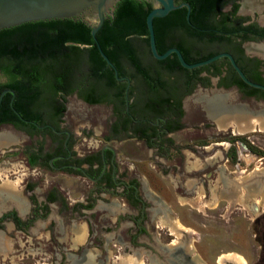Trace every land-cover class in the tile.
<instances>
[{
    "label": "rangeland",
    "instance_id": "1",
    "mask_svg": "<svg viewBox=\"0 0 264 264\" xmlns=\"http://www.w3.org/2000/svg\"><path fill=\"white\" fill-rule=\"evenodd\" d=\"M254 1L257 5L264 4V0ZM256 6L247 9L243 7L253 10ZM242 13L246 14L244 10ZM259 17L260 23L264 24V10ZM260 43L263 42L246 43L247 54L263 55L248 50L250 44L258 46ZM215 83L213 81V85ZM186 88L187 81L181 85V92ZM217 94L219 96L220 93ZM217 94L204 92L198 85L195 92L182 96L181 114L175 116L174 120L177 130L166 134L165 137L171 140L167 150L161 147L158 150L148 148L145 142L136 139L135 126L132 124V128L124 127L127 130L121 129L114 135L110 126L119 119L113 105L89 106L76 97L70 98L65 117L73 122L76 130L80 132L76 142L82 145V150L94 151L110 143L118 154V162H122V168H130V175L138 173L143 176L154 193L169 206L167 213L169 212L172 218L166 214V219H146L141 230L145 235L133 238V234L138 232L135 220H125L116 225V214L108 218L104 209L99 207L95 213H84L85 220L81 219L77 223L81 225L88 222L85 228L91 235L86 237L83 243L77 241L82 243L77 245L78 247H73L70 241L73 223L67 221L63 225L67 233L64 239L56 225L48 224L46 254L40 249L43 239L33 238L34 248L30 249V244L22 237L23 234H15L5 226L2 229L6 231V239L8 237V242L12 241L14 245L12 249L0 254V264H72L71 262L80 256L82 247L93 250L96 254L95 262L98 264H140L136 258L138 250L149 249L148 246H143L146 243L153 246V237L160 245L155 244L160 255H165V252L178 255L180 247L186 245L193 259L200 260L199 264H264V125L261 126L264 124V116H256L248 111L254 116V125L244 132L238 131L234 122L229 123L233 124L232 126L221 128L210 116L202 99V96L210 99ZM224 99L227 101L226 105L248 102L245 98L239 99L233 92L228 97L223 95V101ZM112 100L114 101V97ZM11 167L13 166L8 160L1 159L2 179L8 175ZM202 168H207V172L212 170L213 173L212 178H207L208 187H205L201 180L206 173L203 171L201 174ZM60 180L57 178L55 183ZM64 184V192H68L71 199L83 196L82 192L73 190L76 186L75 180L65 178ZM81 184L89 189L90 183L87 181L81 179ZM232 187L235 195L228 198L221 196L222 191L228 192ZM96 197L100 199L98 194ZM113 199L118 202L121 210L128 205H124L120 197ZM67 204L68 202L64 211L70 213ZM146 213L148 214L147 210ZM133 214L141 216L140 208ZM123 234H128L129 237H122ZM19 248L22 250H18ZM153 248L150 253L158 257ZM74 249L76 254L66 256L73 253ZM84 260H91L94 264L91 254L86 255Z\"/></svg>",
    "mask_w": 264,
    "mask_h": 264
},
{
    "label": "flooded vegetation",
    "instance_id": "2",
    "mask_svg": "<svg viewBox=\"0 0 264 264\" xmlns=\"http://www.w3.org/2000/svg\"><path fill=\"white\" fill-rule=\"evenodd\" d=\"M180 1L175 0L176 4L183 3ZM246 1L229 0L220 9L224 13L232 14L231 16L234 18H242L240 24L248 34L240 37L233 36V42H239L240 49L243 50L242 58H235L234 53L230 50L222 52H229L234 56L236 63L249 80L264 85V57L250 56L246 51V43L264 42V24L260 23L259 19L260 13L264 10V4L258 3L253 10H246L243 7ZM148 3L154 7L151 2ZM235 5L239 6L233 14ZM242 10L246 14H243ZM233 23L235 22L233 21ZM251 45L255 44L249 46ZM248 50H250L249 47ZM109 68L111 67L109 66ZM189 74L187 88L183 91L182 96L195 92L198 85L201 86L202 91H209L213 94L226 93L230 95L233 92L239 99L242 97L248 101L244 103L237 102L236 105L240 104L244 109L255 112L254 115L256 116H264V89L247 84L237 73L229 58L224 57L209 65L191 69ZM119 77L122 79L116 78L117 84L123 88L110 89L108 99L104 98L94 103L86 99L84 95L86 90L83 87L73 85L67 93H62V91L56 93L51 82L49 83L45 77L39 88H30L19 93L15 87L16 81L14 80L11 82L12 84L8 83L7 85L10 79L0 74V85H4L0 90V96L7 89L13 90V92L5 93L1 101L0 137L8 134L14 138V141L8 145L0 146V161L1 159L8 160L10 165L13 166L4 179L0 177L2 179L0 184V236L5 235L2 238L0 237V254L12 249L14 245L12 241L8 242V237L6 239V231L2 229L5 226L15 234H23L22 237L26 238L25 241L30 244L28 247L30 249L34 248L32 246L33 238L40 237V239H43L40 249L42 253L46 254L45 241L49 234L48 224L56 225L62 239H64L67 233L63 225L67 221L73 223L71 227L73 233L70 241H72L73 247H78L77 245L82 244L86 237L91 235L87 233L85 228L88 222L81 225L77 223L81 219L85 220L83 219L86 216L84 213H95V210L99 207L104 209L108 218L116 214L114 222L116 225L122 224L121 222L125 220L126 222L127 220H135L138 232L133 234V238L145 235L141 230L146 219L155 220L161 217L166 219V214L170 216V219L172 218L170 213H167L169 206L154 193L144 177L138 173H131L130 175L128 171L130 168H122V162L121 164L118 162V154L110 143L102 145L94 151L82 150V145L76 142V137L80 135V132L76 130L75 124L65 117L68 112L67 102L72 97H76L89 106L113 105L119 119L115 121L113 126H110V131L114 135L118 134L121 129L132 128L130 127L132 124L135 126L136 139L145 142L148 148L158 150L161 147L164 148L163 150H167L168 143L171 140L165 138L166 134L177 130V124L174 122L175 115L157 116L148 113L141 116L134 113L131 105L134 104L137 93L131 89L133 86L132 80L127 75L119 74ZM213 81L216 82L215 85H213ZM112 91L114 92L111 93ZM115 93H119L124 101H113L112 97L116 95ZM49 95H54L52 97L55 98L50 103L47 100ZM217 96L218 94L210 99L202 96V99L209 101L214 100ZM203 171L206 173L203 174L204 176L202 175L201 180L204 182V186L208 187L207 178H212L213 173L212 170L208 171L211 173H208L207 168L204 170L202 168L201 174ZM57 178L61 179L58 181L59 183H55ZM65 178L75 180L76 186L73 187V190L82 192L83 196L81 198L71 199L68 192V194H65ZM81 179L90 183L89 189L81 184ZM5 182L13 183L11 185L12 190H5ZM229 193L222 191L221 196L228 198ZM96 194L100 196V199H97ZM114 197H120L124 205L128 204L127 209L121 210L118 202L113 199ZM67 202L70 213L64 211ZM138 208L141 210V216L139 217L138 214H133ZM150 208H153L152 211ZM146 210L149 214L147 217ZM75 221L76 223H74ZM170 235L172 234L170 233ZM121 236L129 237L128 234ZM133 238L131 237L132 242H134ZM77 241H82V243ZM152 242L154 243L153 246L149 243L143 245L148 246L149 249H145V251L143 249L138 250V253H142L136 255L140 264H147L151 261L152 264H199L200 260L193 259L191 253L185 249L186 245L180 247L178 255L174 253L166 254V252L165 255H160V251L155 248V244L160 246L159 243L154 237ZM23 245L25 247L26 243ZM152 248L153 251H156L158 257L150 253ZM18 250L22 249L19 248ZM68 250L73 249L68 248ZM74 252H76V249L66 256L76 254ZM88 254H91L94 264H98L95 262L96 254L93 250L85 247H82L80 256L76 255L77 259L75 258L71 263L93 264L91 260H84ZM150 256L152 259H150Z\"/></svg>",
    "mask_w": 264,
    "mask_h": 264
},
{
    "label": "trees",
    "instance_id": "3",
    "mask_svg": "<svg viewBox=\"0 0 264 264\" xmlns=\"http://www.w3.org/2000/svg\"><path fill=\"white\" fill-rule=\"evenodd\" d=\"M227 1L182 0L191 5L189 21L186 7L155 18L158 51L164 53L177 47L189 63L229 50L241 59L243 50L239 42H233V36H245L248 32L240 24L242 18L220 10ZM238 6L235 5L233 14ZM152 8L146 0H120L115 16L106 18L97 39L119 74L134 82V113L178 116L181 85L190 74L176 54L163 60L153 56L146 22ZM91 31V26L75 19L30 22L0 30V74L10 79L7 85L16 81L19 93L39 88L45 77L56 93H67L77 85L86 90L84 95L91 102L108 99L110 89L123 87L117 84L114 70L101 56ZM115 94L114 100L124 101L119 93ZM52 96L47 97L49 103Z\"/></svg>",
    "mask_w": 264,
    "mask_h": 264
},
{
    "label": "water",
    "instance_id": "4",
    "mask_svg": "<svg viewBox=\"0 0 264 264\" xmlns=\"http://www.w3.org/2000/svg\"><path fill=\"white\" fill-rule=\"evenodd\" d=\"M120 0H0V30L13 28L30 22L48 21L56 19H75L82 20L92 27V36L97 43L98 50L115 73L116 78L119 77V71L115 64L111 61L108 55L103 50L99 40L97 39V33L103 27L107 17L115 16V10ZM151 2L154 7L147 15V27L149 30L150 49L153 56L158 60L166 59L172 54H176L180 64L186 69H195L205 65H209L224 57L229 58L233 67L240 75V77L249 85L255 88L264 89V85L249 80L240 66L236 63L234 56L229 52L218 53L206 60L197 63H189L184 58L181 50L177 47L169 48L164 53H160L157 48L156 34L154 28L155 18L166 17L170 12L186 7V18L190 20L191 5L187 2L176 4L175 0H146ZM259 45H264L260 43ZM259 57H264L260 55ZM130 83L128 84L129 88ZM7 92H13L11 89H7L2 92L0 96V105L3 96ZM228 97L229 94L223 93ZM227 99V98H226ZM128 100V97H127ZM227 101L225 100V103ZM232 108H243L242 105L227 103ZM244 109V108H243ZM255 114V112H251ZM254 188V187H253Z\"/></svg>",
    "mask_w": 264,
    "mask_h": 264
},
{
    "label": "bare ground",
    "instance_id": "5",
    "mask_svg": "<svg viewBox=\"0 0 264 264\" xmlns=\"http://www.w3.org/2000/svg\"><path fill=\"white\" fill-rule=\"evenodd\" d=\"M256 5H257V2H255L254 0H247L244 3V7L246 9L250 8V7H254ZM249 49L251 51H255L258 53L260 52V53L264 54V45L249 46ZM203 101H205V103H206V106L208 108L210 116L214 120L217 121V123L219 124V126L221 128H227L228 126H232L233 124L229 125V123L234 122L237 124L236 129L240 132H244V131H247L250 128H252V126L254 125V122H253L254 116L252 117V115L248 111H245L243 108H236V107L234 109L230 108V106L226 105L225 99L223 101V95L217 96L214 100L208 101L205 99ZM247 124H249L250 127ZM263 125L264 124H262L261 126H263ZM13 141H14V138L10 137V135H8V134H4L3 136L0 137V146L8 145L9 143H11ZM12 184H13L12 182H5V184H4L5 190H12L11 189ZM228 192H230L229 196L235 195L233 187L231 189H229ZM4 241H5V239H4ZM3 246H5V245H3ZM237 260L240 261L239 259H237Z\"/></svg>",
    "mask_w": 264,
    "mask_h": 264
}]
</instances>
